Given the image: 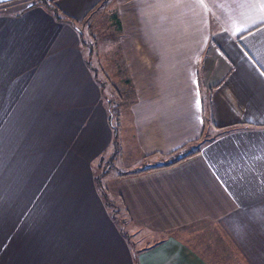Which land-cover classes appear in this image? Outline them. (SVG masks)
<instances>
[{"label": "crops", "instance_id": "crops-1", "mask_svg": "<svg viewBox=\"0 0 264 264\" xmlns=\"http://www.w3.org/2000/svg\"><path fill=\"white\" fill-rule=\"evenodd\" d=\"M100 8L135 168L107 176L114 218L93 172L113 143L104 84L78 27ZM262 19L243 0H0V264H264Z\"/></svg>", "mask_w": 264, "mask_h": 264}, {"label": "rangeland", "instance_id": "rangeland-1", "mask_svg": "<svg viewBox=\"0 0 264 264\" xmlns=\"http://www.w3.org/2000/svg\"><path fill=\"white\" fill-rule=\"evenodd\" d=\"M107 3L110 4V7H109V11H110L112 7L111 2L106 1L104 4H107ZM110 20L111 18L109 17V14L106 13V10H104L103 12L100 8L98 13H95L94 15H92L87 21H85L78 27H79V30L82 32V35H81V41L83 42L82 51L85 54V57L89 59V62L91 65V71L93 75L97 73L98 78L103 79V84H104V88H103L104 98L103 99L105 101L104 106L107 111L108 117H110L112 120H115V115L117 113V110L114 109L115 105L112 103H107V100H109V98L111 99V92L120 91L119 87H121V85L118 84V82H115L117 86V89H116L117 91H113L111 89V81L113 80V78L112 79L110 78V75H111L110 73L114 72V66H112L111 64L112 55L109 54L108 56L107 54V52H110V49L107 50L106 46L111 45V37L112 35L115 36V34H113L115 30H114V27L112 28ZM95 43L96 44L98 43L99 46H102L101 49L105 53L104 58L102 60V62L105 63L103 66L97 65L96 56H95V53H96ZM87 53H90L89 58L87 56ZM108 62H110V64H108ZM101 68H103L104 73L102 72ZM115 72H117V74L121 76L122 66L119 65L118 70ZM116 101L117 100L114 99V102ZM111 109H113V111ZM114 122L116 123V120ZM109 147L110 148H107V150H105L102 153L103 156H101V158H99L96 162L93 163V172H95V175L98 173L99 174L104 173L105 175L103 176L104 178L101 177V179H104L103 185H105L108 175H111L112 173L113 175L114 174L116 175V174H119V173H122L128 170L135 169L133 166L127 165L129 163V158L122 156L120 145L114 142V143H111V146ZM108 152L110 153L109 157H107ZM180 155L181 154H178L174 157H179ZM112 202H113V199L110 196V203ZM118 226H120V224Z\"/></svg>", "mask_w": 264, "mask_h": 264}, {"label": "trees", "instance_id": "trees-1", "mask_svg": "<svg viewBox=\"0 0 264 264\" xmlns=\"http://www.w3.org/2000/svg\"><path fill=\"white\" fill-rule=\"evenodd\" d=\"M44 4L45 3L43 2V5ZM50 8H52V7H49V9ZM54 15H55V18L57 20H59L58 14H54ZM64 21H66L67 23H70V24L74 25V22L73 21H70V20H64ZM88 67L91 69V65H90L89 60H88ZM115 120H116V123L114 122ZM115 120H112L109 117V125H110V127L112 129V133H113V143L114 142L116 143V139L118 138V134H119V130H120L119 113L118 112L115 115ZM196 153H198V152L197 151L196 152H193V153L192 152H190V153H186L185 152L182 156H180L178 158H175V159L173 158V160L166 162L163 166L149 168V169H141V170H138V171H135V172L124 173V174L118 175V177L128 176V175L136 174V173H143V172L150 171V170H153V169H156V168H161V167H170V166H173V165L181 162L182 160H184V159H186V158H188V157H190V156H192V155H194ZM103 176H105L104 173L103 174H99L98 173V174L95 175V184H96L97 192H98L99 196L101 197V199L103 200V202L105 203V206L107 207V209L110 210L109 212H110L111 217L114 218L115 213L113 211V208H114V206L112 204L113 202L110 203V196H109V194H108V192H107V190L105 188V185H103V180L104 179H101V177L104 178Z\"/></svg>", "mask_w": 264, "mask_h": 264}, {"label": "snow or ice", "instance_id": "snow-or-ice-1", "mask_svg": "<svg viewBox=\"0 0 264 264\" xmlns=\"http://www.w3.org/2000/svg\"><path fill=\"white\" fill-rule=\"evenodd\" d=\"M243 2L259 6V10L262 13H264V0H243ZM261 22H264V19H262ZM244 30H246V27L245 28L237 27L235 29V34H238V33H240L241 31H244ZM261 75H264V73H261ZM199 103H200L199 100H197V105H199Z\"/></svg>", "mask_w": 264, "mask_h": 264}]
</instances>
